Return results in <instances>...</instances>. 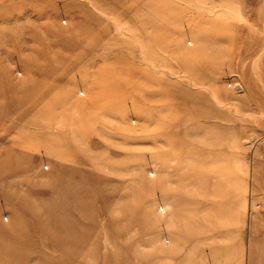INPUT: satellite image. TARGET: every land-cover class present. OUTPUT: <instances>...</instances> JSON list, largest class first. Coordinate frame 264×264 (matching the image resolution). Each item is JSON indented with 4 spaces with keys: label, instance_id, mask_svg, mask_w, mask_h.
<instances>
[{
    "label": "rangeland",
    "instance_id": "rangeland-1",
    "mask_svg": "<svg viewBox=\"0 0 264 264\" xmlns=\"http://www.w3.org/2000/svg\"><path fill=\"white\" fill-rule=\"evenodd\" d=\"M254 223L264 0H0V264H251Z\"/></svg>",
    "mask_w": 264,
    "mask_h": 264
},
{
    "label": "crops",
    "instance_id": "crops-1",
    "mask_svg": "<svg viewBox=\"0 0 264 264\" xmlns=\"http://www.w3.org/2000/svg\"><path fill=\"white\" fill-rule=\"evenodd\" d=\"M252 227L251 264H264V227L260 228L257 223Z\"/></svg>",
    "mask_w": 264,
    "mask_h": 264
}]
</instances>
